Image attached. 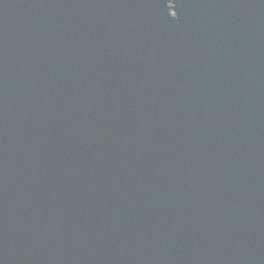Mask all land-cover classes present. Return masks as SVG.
Wrapping results in <instances>:
<instances>
[{
    "label": "water",
    "instance_id": "obj_1",
    "mask_svg": "<svg viewBox=\"0 0 264 264\" xmlns=\"http://www.w3.org/2000/svg\"><path fill=\"white\" fill-rule=\"evenodd\" d=\"M0 264H264V0H0Z\"/></svg>",
    "mask_w": 264,
    "mask_h": 264
}]
</instances>
